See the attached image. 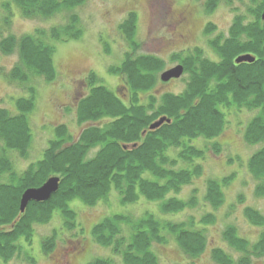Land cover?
<instances>
[{"label": "trees", "instance_id": "trees-1", "mask_svg": "<svg viewBox=\"0 0 264 264\" xmlns=\"http://www.w3.org/2000/svg\"><path fill=\"white\" fill-rule=\"evenodd\" d=\"M86 0H10L3 3L5 16L0 29H8L11 6L25 18H51L70 11L62 25L35 29L16 36L7 33L0 38V52L17 53L19 61L9 71V78L28 83L31 78L55 80V46L52 41H69L81 37L79 16L74 9ZM222 0H204L205 11L212 12ZM245 13L233 18L227 34L218 33L208 41L216 59L204 56L202 48L176 53L187 74L179 93L154 95L152 90L164 71V61L155 55L138 53L137 15L129 12L118 25L129 50L122 62L109 71L118 75L122 87L111 90L103 86L94 72L87 77L88 91L76 104V121L84 126L77 137L66 125L54 128L41 157L21 172H16L9 153L26 158L32 133L28 114L35 106V88L28 87V97H18L14 112L0 108V264H8L19 252V240L29 243L33 225L47 223L54 214L61 218L64 229L77 228L76 213L69 202L78 199L87 206L107 201L111 190L119 194L121 204L137 203L141 197L158 201L159 213L145 211L141 216L114 213L92 226L93 241L107 247L111 255L94 258L87 264H158L155 244H166L171 237L189 257H197L207 246L204 229L198 225L213 223L212 213L198 221L174 222L162 217L194 208L196 197L182 200L176 196L202 173L201 161L208 151L218 154L221 146L212 142L204 150L193 141L205 143L217 138L225 128L227 116L242 111H256L244 127L247 144L264 143V0H248ZM205 34L215 31L207 23ZM254 57L252 62L235 63L240 55ZM126 91L128 100L121 92ZM142 95L146 100L142 101ZM165 118L159 127L151 124ZM106 121V122H105ZM104 122V124H100ZM97 149L89 156L91 150ZM247 167L259 181L255 192L264 196V145L248 160ZM60 179L59 188L49 200L30 202L20 211L22 193L41 186L49 177ZM231 176L206 183V203L213 208L223 201V187ZM248 221L264 226V216L253 208L245 209ZM81 229H79V232ZM81 233V232H80ZM223 237L239 256H230L221 248L212 250L216 264H251L252 256H264V232L254 244L239 237L235 227L227 226ZM56 232L42 241L45 254L52 252ZM18 243V244H17Z\"/></svg>", "mask_w": 264, "mask_h": 264}, {"label": "rangeland", "instance_id": "rangeland-1", "mask_svg": "<svg viewBox=\"0 0 264 264\" xmlns=\"http://www.w3.org/2000/svg\"><path fill=\"white\" fill-rule=\"evenodd\" d=\"M9 1L0 0V17L5 16L3 3ZM248 5V0H222L215 10L207 13L204 0H86L73 11L80 19L81 37L69 41H52L55 46L53 59L57 77L51 82L43 77L31 78L26 84L10 80L9 71L18 63V55H4L0 52V108L13 113L16 99L28 97L29 86L35 88V106L28 114L32 133L31 146L26 158H21L16 152L9 153L14 170L21 172L41 157L48 140L54 137L57 125L64 124L73 136L79 135L84 126L76 121V104L88 91L87 77L91 71L98 76L103 86L111 90L122 87V79L109 69L119 65L125 52L130 51L118 30V25L127 13L134 12L137 15L136 40L140 44L138 53L160 57L165 62V71L180 64L173 59L176 53H186L195 47L202 48L205 57L216 59L208 41L218 33L226 35L235 15L245 13ZM10 6V26L7 30L0 29V38L9 32L20 36L32 33L35 29L65 24L70 14V11H61L51 18H25L13 4ZM177 17L183 19L178 28L175 23ZM207 23H212L215 27V31L210 34H205ZM179 34L184 38L179 37ZM186 79L187 74L183 73L178 79L158 81L152 93H179L184 89ZM121 94L128 100L126 91ZM141 100L145 101L146 96L142 95ZM255 114L256 111L232 113L227 116L225 128L217 138L206 143L203 140L193 141L204 150L205 146L211 147L212 142H218L221 150L218 154L208 151L203 160L197 161L201 163V175L183 187L177 195H172L182 200L196 197L195 207L173 216L162 217L180 222L193 216L198 221L203 214L212 213L213 223L198 225V228L204 229L207 246L203 253L192 258L167 236L166 244L153 246L159 259L158 264H216L211 254L215 248H221L230 256H239L223 237L227 226L235 227L237 235L250 244H254L264 232V226L251 224L245 216L246 208H253L264 216V196L255 192L259 181L247 167L251 155L264 143L247 144L243 137L246 123ZM96 150H91L89 156ZM228 176H231V180L223 187L224 201L213 208L204 199L206 183L210 179L221 180ZM69 206L76 213V229H64L60 216L54 214L47 223L33 225L34 232L29 243L19 240V252L8 264H62L56 262L62 251L68 256V264H87L94 258L111 255L109 248L96 244L91 236L92 226L104 217L114 213L138 217L145 211L161 216L158 201H148L141 197L137 203L121 204L115 190H111L107 201L94 206H87L78 199L71 200ZM54 231L55 246L51 253L45 254L42 241ZM250 258L251 264H264V256ZM115 259L120 264L121 259Z\"/></svg>", "mask_w": 264, "mask_h": 264}, {"label": "water", "instance_id": "water-1", "mask_svg": "<svg viewBox=\"0 0 264 264\" xmlns=\"http://www.w3.org/2000/svg\"><path fill=\"white\" fill-rule=\"evenodd\" d=\"M261 17L264 20V10L262 12ZM252 61H254V57L248 54L240 55L235 59V63L252 62ZM183 72H184L183 66L181 64H178L175 67L163 71L160 74V80L162 82H168L172 79H178L181 77ZM164 121H166L165 118H160L159 120L151 124L149 129L153 130L159 127L162 123H164ZM59 182H60L59 177L51 176L41 186L36 188L26 189L21 195L20 211L24 212L27 205L30 202L42 203L49 200L50 197L57 192L59 188Z\"/></svg>", "mask_w": 264, "mask_h": 264}, {"label": "flooded vegetation", "instance_id": "flooded-vegetation-1", "mask_svg": "<svg viewBox=\"0 0 264 264\" xmlns=\"http://www.w3.org/2000/svg\"><path fill=\"white\" fill-rule=\"evenodd\" d=\"M175 23H176V28H178L180 25H182V23H183V19L181 18V17H177L176 19H175ZM179 37H181V38H184V36L183 35H181V34H179ZM61 256L59 257V259L58 260H56V262L58 263V262H61L62 264H68V260H67V258H68V256L65 254V252H61Z\"/></svg>", "mask_w": 264, "mask_h": 264}]
</instances>
